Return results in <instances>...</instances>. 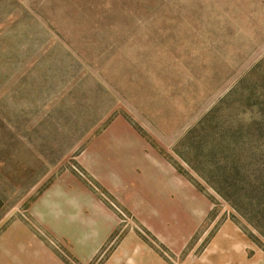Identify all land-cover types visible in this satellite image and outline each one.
<instances>
[{
	"label": "rangeland",
	"instance_id": "374dc122",
	"mask_svg": "<svg viewBox=\"0 0 264 264\" xmlns=\"http://www.w3.org/2000/svg\"><path fill=\"white\" fill-rule=\"evenodd\" d=\"M115 146L206 212L197 253L232 220L264 264V0H0V264H103L37 215L65 174L144 231L109 191Z\"/></svg>",
	"mask_w": 264,
	"mask_h": 264
},
{
	"label": "crops",
	"instance_id": "0c3cea01",
	"mask_svg": "<svg viewBox=\"0 0 264 264\" xmlns=\"http://www.w3.org/2000/svg\"><path fill=\"white\" fill-rule=\"evenodd\" d=\"M109 151L118 158L113 164L122 169L109 191L144 231L125 225L121 227L120 216L111 205L88 188L81 197V191L70 187L80 180L72 174H65L45 190L35 207L40 219L44 220V211H50L56 223L60 222L52 223L50 229L69 243L77 259L90 262L105 246L107 253L103 264H241L243 255L248 256L247 238L246 241L241 239V230L232 220H226L207 246L197 253L193 237L206 212L198 214L192 207L184 209L179 206L176 194L173 195L176 186L171 181H162L164 195L145 185L144 178L152 173L146 175L148 169H142V173L140 169L131 170V165L139 166L141 162L131 164L129 147L115 146ZM158 157L155 156V163L160 164L161 158ZM105 166L106 172L113 167L111 163ZM127 170L135 174L131 176ZM165 170L177 175L172 168ZM209 208L206 204V210ZM42 224L48 227L44 221ZM191 244L192 247L188 248Z\"/></svg>",
	"mask_w": 264,
	"mask_h": 264
}]
</instances>
